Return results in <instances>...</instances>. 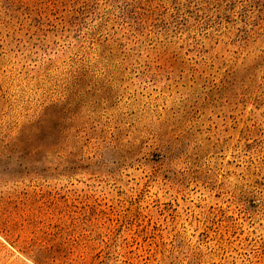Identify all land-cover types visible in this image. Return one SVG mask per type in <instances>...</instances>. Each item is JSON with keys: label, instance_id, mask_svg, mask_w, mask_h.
I'll return each mask as SVG.
<instances>
[{"label": "rangeland", "instance_id": "obj_1", "mask_svg": "<svg viewBox=\"0 0 264 264\" xmlns=\"http://www.w3.org/2000/svg\"><path fill=\"white\" fill-rule=\"evenodd\" d=\"M0 264H264V0H0Z\"/></svg>", "mask_w": 264, "mask_h": 264}]
</instances>
